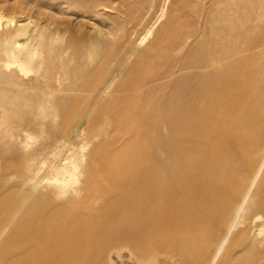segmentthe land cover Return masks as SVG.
Listing matches in <instances>:
<instances>
[{"label":"rangeland","instance_id":"1","mask_svg":"<svg viewBox=\"0 0 264 264\" xmlns=\"http://www.w3.org/2000/svg\"><path fill=\"white\" fill-rule=\"evenodd\" d=\"M0 13L13 18L0 27L1 43L26 27L40 52L39 75L25 76L7 67L0 46V180L15 177L7 189L0 183V264H66L71 250L96 264L111 230L126 223L129 198L111 180L121 175L131 187L160 158L168 165L182 155H221L224 169L204 188L211 197L200 209L223 211L214 194L228 195L246 171L253 177L264 145V0H0ZM210 59L223 67H178ZM219 77L234 86L214 94L208 84ZM214 95L225 100L223 113L184 151L190 127L173 118L189 111L188 99L208 105ZM63 155L84 160L83 179L93 176L85 188L96 185L101 198L95 211L58 199L54 182L32 188L41 162ZM255 188L264 190V170ZM216 217L183 222L167 233L164 251L176 264H202L219 235Z\"/></svg>","mask_w":264,"mask_h":264},{"label":"bare ground","instance_id":"2","mask_svg":"<svg viewBox=\"0 0 264 264\" xmlns=\"http://www.w3.org/2000/svg\"><path fill=\"white\" fill-rule=\"evenodd\" d=\"M6 21L10 23L13 18L0 13V27ZM22 37H26L24 44L21 43ZM30 39L31 33L26 27H20L17 34L7 37L2 43L0 40V46L9 60L7 67H16L25 76L31 72L39 75L33 63L40 56V52L36 47L38 45L30 42ZM222 61L223 59H210L198 65L189 62L187 66L178 67L203 68L208 63L216 64L219 70L223 67ZM57 83H61L60 77L55 80L56 85ZM208 85L214 94H219L233 87L234 82L229 78L219 77L212 79ZM45 87L52 91L54 89L47 83ZM211 99L215 103L208 105L205 97L188 99L183 110L189 111L173 118L172 122L175 125L190 127L184 134V151L190 148L198 133L203 134L208 130L206 127L209 121L219 119L223 113L225 100L215 95ZM258 149L262 155H257L260 165L253 170V177L246 171L243 179L235 189L229 191L228 195L214 194L216 203L221 200L227 205L223 211H217L214 204L213 207L204 206L200 209L199 204L204 198L211 197L204 188L217 181L216 174L224 169V160L220 163L217 158L221 155H216L214 150L205 151L204 155H182L181 159L175 158L168 165L160 158L153 172L143 168L139 172L140 175H137L138 178H134L136 181L131 187L124 186V181L119 180L121 175H117L116 178L109 176L110 179L115 178L111 180L114 184L125 188L124 195L129 198L121 206L126 212V223L111 230L116 236L113 235L111 238L110 234L107 243L103 244L104 249L96 253L92 259L97 260L96 264H176L173 257L164 251L171 246L166 237L167 233L173 232L183 222L197 225L199 221H207L215 214L219 235L216 233L213 235L212 245L204 253L202 264H264V190L255 188L264 170V145ZM36 163L38 159L33 157L28 166L32 168ZM83 165L84 160L75 161L74 155H63L54 163L47 158L35 169L32 188L38 191L44 181L54 182L58 199L82 202L80 205L87 212L95 211L101 198L93 194L96 185L89 189L85 188L86 184L93 181V176L89 175L83 179L85 176ZM225 170L229 174L232 173L228 168ZM14 178V176L2 178L0 180L2 187L7 189ZM106 185L108 188L113 187L109 181ZM196 207L200 209L199 212L195 210ZM86 210L83 212L86 213ZM71 251L73 256L66 264L90 262L91 259L87 257L75 258L74 250ZM36 261L35 258L32 263L38 264Z\"/></svg>","mask_w":264,"mask_h":264}]
</instances>
